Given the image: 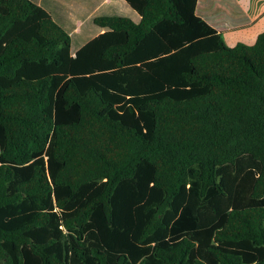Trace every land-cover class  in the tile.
I'll return each instance as SVG.
<instances>
[{"label":"trees","instance_id":"16d2710c","mask_svg":"<svg viewBox=\"0 0 264 264\" xmlns=\"http://www.w3.org/2000/svg\"><path fill=\"white\" fill-rule=\"evenodd\" d=\"M197 0H0V264H264V31Z\"/></svg>","mask_w":264,"mask_h":264},{"label":"crops","instance_id":"0c3cea01","mask_svg":"<svg viewBox=\"0 0 264 264\" xmlns=\"http://www.w3.org/2000/svg\"><path fill=\"white\" fill-rule=\"evenodd\" d=\"M196 13L230 46L253 44L264 31V0H197Z\"/></svg>","mask_w":264,"mask_h":264}]
</instances>
